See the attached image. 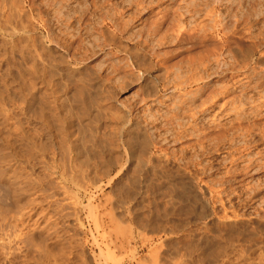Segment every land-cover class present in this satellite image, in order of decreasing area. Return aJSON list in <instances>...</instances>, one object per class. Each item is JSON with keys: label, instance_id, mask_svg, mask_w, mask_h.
I'll use <instances>...</instances> for the list:
<instances>
[{"label": "rangeland", "instance_id": "rangeland-1", "mask_svg": "<svg viewBox=\"0 0 264 264\" xmlns=\"http://www.w3.org/2000/svg\"><path fill=\"white\" fill-rule=\"evenodd\" d=\"M46 1L52 150L0 142V220L32 230L0 264H264V0Z\"/></svg>", "mask_w": 264, "mask_h": 264}, {"label": "bare ground", "instance_id": "bare-ground-1", "mask_svg": "<svg viewBox=\"0 0 264 264\" xmlns=\"http://www.w3.org/2000/svg\"><path fill=\"white\" fill-rule=\"evenodd\" d=\"M44 1V0H43ZM141 1V0H140ZM205 1V0H204ZM212 1V0H211ZM48 2V0L46 1ZM53 2V1H52ZM67 2V0H66ZM86 2V1H85ZM138 2V1H137ZM142 2V1H141ZM217 2V0H216ZM216 2H212L211 4H214ZM233 2V1H232ZM254 2V0H253ZM56 3V2H55ZM54 3V4H55ZM88 3V2H87ZM210 3V2H209ZM69 4V2H68ZM140 4V2H139ZM138 4V5H139ZM201 4V3H200ZM199 4V5H200ZM203 4V3H202ZM46 9L48 10V4H46ZM61 5V4H60ZM143 5V4H142ZM145 5V4H144ZM197 5V4H196ZM198 5V7H199ZM5 8L6 11H3L2 8ZM45 6V4H44ZM43 6V8H44ZM53 5H51L52 7ZM90 10L92 11H101L104 8L107 11V9H112V4L110 0H90L89 5ZM137 6V5H135ZM41 6L37 7L34 5L33 0H1L0 4V142L3 141V144H14L12 141H19L21 144H24L25 147V153L21 154V157L26 156V159H28V153L35 152L34 154L38 155L39 157H44L46 153H49V149H51V145L48 146V143L43 141V135L47 134L46 132L51 130V121L52 119V111H56V103L58 93L56 89V84L53 82V76H56L53 68L51 59V53L53 52L51 50L48 37H46V41L48 43L46 44V47L44 49V54L38 52L35 44L34 39L30 35V28L27 24H24L23 19L26 16V11H41L45 10L40 8ZM50 7V6H49ZM72 7V6H71ZM134 7V6H133ZM183 7V6H182ZM197 7V8H198ZM204 7H206L207 11H210L213 9H209L210 7H207V4ZM216 7V6H215ZM67 8V7H66ZM136 8V7H135ZM141 8V6H140ZM195 8V7H194ZM56 9V8H54ZM87 9V8H86ZM200 9V8H199ZM202 10V9H201ZM225 10V9H224ZM240 10V9H239ZM52 11V10H51ZM57 11V10H56ZM198 11V10H197ZM206 11V12H207ZM228 11V10H227ZM46 12V11H45ZM29 13V12H28ZM35 13V12H34ZM31 14V13H30ZM38 14V13H37ZM31 17V15H29ZM131 16V15H130ZM209 16V15H208ZM28 21V15L26 16ZM207 17V16H206ZM38 18V17H37ZM40 18V17H39ZM26 19V18H25ZM154 21V20H153ZM155 22V21H154ZM241 22V21H240ZM26 23H29L26 21ZM199 23V22H198ZM200 24V23H199ZM212 24V23H211ZM194 27V26H193ZM34 29V26L32 27ZM49 29V28H48ZM51 29V28H50ZM172 29V28H171ZM181 29V27H180ZM189 29V28H188ZM237 29V28H236ZM192 30V29H191ZM48 31V30H47ZM171 31V30H170ZM249 31V30H248ZM34 32V31H33ZM239 32V31H238ZM47 33V32H46ZM178 33V32H177ZM186 33V32H185ZM189 33V32H188ZM112 34V33H111ZM153 34V33H152ZM237 34V33H236ZM51 35V34H50ZM49 35V36H50ZM204 37V36H203ZM202 37V38H203ZM44 38V37H43ZM139 39V38H138ZM37 40V39H36ZM42 40V39H39ZM230 41V40H229ZM20 45H18V44ZM248 43V42H247ZM42 45V44H41ZM67 45V44H66ZM217 46V45H216ZM67 46H65L66 48ZM53 49V48H52ZM52 51V52H51ZM53 55V54H52ZM245 55V54H244ZM261 55V54H260ZM138 56V55H137ZM167 56V55H166ZM192 56V55H191ZM61 57V56H60ZM59 59V58H58ZM61 60H58L61 63H65L67 65V60L64 59L62 56L60 58ZM192 59V58H191ZM215 59V58H214ZM56 60V59H55ZM56 61V62H58ZM62 61V62H61ZM67 61V62H66ZM55 62V61H54ZM58 62V63H59ZM3 65L5 67H3ZM62 65V64H61ZM63 66V65H62ZM65 66V65H64ZM61 67V66H59ZM68 69V67H66ZM170 68V67H169ZM194 68V67H193ZM235 68V67H234ZM53 70V74L52 73ZM73 70V69H72ZM68 71V70H67ZM71 71V70H70ZM57 72V71H56ZM60 72V70H59ZM65 73V72H64ZM166 73V72H165ZM65 75V74H60ZM62 76V77H63ZM61 77V78H62ZM177 77V76H176ZM175 77V78H176ZM195 77V76H194ZM193 78V76H192ZM196 78V77H195ZM201 78V77H200ZM55 79V78H54ZM64 80V78L62 79ZM61 80V81H62ZM77 80V79H76ZM196 79L192 80L195 81ZM57 81V80H56ZM79 81V80H78ZM89 81V80H88ZM91 81V80H90ZM169 81V80H168ZM174 81V80H173ZM221 81V80H220ZM70 82V81H69ZM68 83V82H67ZM191 83V82H190ZM60 84V83H59ZM58 84V85H59ZM73 84V83H72ZM62 85V84H61ZM84 85V84H83ZM175 85V84H174ZM179 85V84H178ZM203 85V84H202ZM60 86V85H59ZM97 86V85H96ZM176 86V85H175ZM183 86V85H182ZM60 88V87H59ZM58 88V89H59ZM62 88V87H61ZM81 88V87H80ZM185 88V87H184ZM65 89V88H64ZM79 89V88H78ZM82 89V88H81ZM80 89V90H81ZM85 89V88H84ZM170 89V88H169ZM173 89V88H172ZM200 89V88H199ZM215 89V88H214ZM57 90V91H56ZM60 90V89H59ZM63 90V89H61ZM197 90V89H196ZM209 90V89H208ZM62 92V91H61ZM65 92V91H64ZM174 92V91H173ZM221 92V91H220ZM225 92V91H224ZM187 93V92H185ZM199 93V92H198ZM83 94V92H82ZM193 94V93H192ZM66 95V94H65ZM77 95V94H76ZM238 95V94H237ZM184 96H187L186 94ZM214 96V95H211ZM209 96L210 98H212ZM82 97V96H81ZM215 97V96H214ZM65 98V97H64ZM209 98V99H210ZM225 100V99H224ZM63 101V99H62ZM180 101V100H179ZM208 101V100H207ZM202 102V101H201ZM11 103V104H9ZM59 103V102H58ZM111 103V102H110ZM208 103V102H207ZM213 103V102H212ZM64 104V103H63ZM181 104V103H180ZM221 104V103H220ZM225 104V103H223ZM60 105V104H59ZM209 105V104H208ZM210 106V105H209ZM221 106V105H220ZM58 107V106H57ZM93 107V106H92ZM180 107V105H179ZM202 107V106H201ZM15 109L18 110L16 112ZM95 108V107H94ZM237 110V109H236ZM61 111V110H60ZM198 111V110H197ZM199 111H201L199 109ZM59 112V111H58ZM66 112V111H65ZM173 112V111H172ZM20 113V115L16 114ZM63 113V112H62ZM191 113V111L189 112ZM175 115V114H174ZM193 115V114H192ZM190 116V115H189ZM218 116V115H217ZM181 117V116H180ZM192 117V116H191ZM70 118V117H69ZM128 118V117H127ZM195 118V115H194ZM258 118V117H257ZM25 119H34L38 122L39 125L37 128L33 129L34 131L31 132V129L29 130V124L28 121ZM51 119V120H50ZM166 119V118H165ZM56 120V119H55ZM65 120V119H64ZM254 121V120H253ZM258 121V120H257ZM32 123V122H31ZM63 123V122H62ZM28 124V125H27ZM33 124V123H32ZM57 125V124H55ZM69 125V124H68ZM59 126V125H58ZM62 126V124H61ZM33 127V126H30ZM66 127V126H65ZM241 127V126H240ZM258 127V126H257ZM59 128V127H58ZM88 128V127H87ZM124 128V127H123ZM250 128V127H249ZM53 129V128H52ZM61 131H65L64 126H62ZM114 129V128H113ZM116 129V128H115ZM57 130V129H56ZM214 130V129H213ZM83 132V131H82ZM125 132V131H124ZM214 132V131H213ZM66 133V132H65ZM68 133V131H67ZM219 133V132H218ZM49 134V133H48ZM47 134V135H48ZM221 134V133H220ZM59 135V134H58ZM63 139L65 137V134L63 133ZM74 135V134H73ZM57 136V135H56ZM60 136V135H59ZM88 136V135H87ZM96 136V135H95ZM47 137V136H45ZM58 137V136H57ZM77 137V136H76ZM79 137V136H78ZM121 137V136H120ZM48 138V137H47ZM262 138V137H261ZM59 139V137H58ZM211 139V138H210ZM43 141V142H42ZM48 141V140H47ZM58 141V140H56ZM5 142V143H4ZM59 142V141H58ZM148 142V141H147ZM1 143V144H2ZM52 143V142H50ZM64 143V142H63ZM60 142V148L62 147L64 149V144ZM97 143V142H96ZM142 144V143H141ZM144 144V143H143ZM71 145V144H70ZM79 145V144H78ZM101 145V144H100ZM1 146V145H0ZM3 146V145H2ZM87 146V145H86ZM118 146V145H117ZM12 147V145H11ZM15 147V145H13ZM48 147H51L48 149ZM74 147V146H73ZM76 147V146H75ZM142 147V146H141ZM147 147V146H146ZM3 148H6L3 146ZM59 148V149H60ZM62 148L60 149L62 151ZM105 148V147H104ZM107 148V147H106ZM8 149V148H7ZM9 149H12L9 147ZM15 149V148H14ZM69 149V147H68ZM52 150V149H51ZM54 150V149H53ZM65 150V149H64ZM63 150V151H64ZM102 150V149H101ZM145 150V149H144ZM149 150V149H148ZM14 151V150H13ZM12 151V152H13ZM19 151V150H18ZM22 151V150H21ZM24 151V150H23ZM60 151V152H61ZM79 151V150H78ZM11 152V151H10ZM51 154L55 151H50ZM92 152V151H90ZM5 153V152H4ZM21 153V152H20ZM65 154L64 152H61L59 154ZM111 153V152H110ZM217 153V152H216ZM62 154V155H63ZM103 154V153H102ZM125 154V153H124ZM15 155V154H14ZM66 155V154H65ZM13 156V155H12ZM18 156V155H17ZM61 156V155H60ZM20 157V156H18ZM49 157V154L46 156ZM45 157V158H46ZM53 158V156H50ZM63 157V156H62ZM61 157V159H62ZM92 157V156H91ZM116 157V155H115ZM15 158V157H14ZM33 158V157H32ZM35 158V157H34ZM43 158V159H45ZM12 159V158H11ZM20 159H25L20 158ZM25 159V160H26ZM31 159V156L29 157V160ZM39 159V158H38ZM40 158V160H43ZM66 159V158H65ZM69 159V158H68ZM13 160V159H12ZM15 160V159H14ZM32 160V159H31ZM35 160V159H34ZM55 160V159H54ZM73 160V159H72ZM17 161V160H16ZM18 162V161H17ZM42 162V161H40ZM69 162V161H68ZM77 162V161H76ZM119 162V161H118ZM160 162V161H159ZM45 163V162H43ZM42 163V164H43ZM58 162H56L57 164ZM25 164V163H24ZM60 164V163H58ZM63 163H61L62 166ZM69 164V163H68ZM72 164V163H71ZM74 164V163H73ZM72 164V165H73ZM256 164V163H255ZM48 166L49 164L46 163ZM45 165V166H46ZM25 166V165H23ZM27 166V165H26ZM60 166V165H58ZM57 166V167H58ZM22 167V166H21ZM49 167V166H48ZM56 168V166H54ZM64 166H62L63 168ZM20 168V167H19ZM45 169V167H43ZM50 168V167H49ZM48 168V169H49ZM141 168V167H140ZM51 169V168H50ZM69 169V168H68ZM80 169V168H79ZM52 170V169H51ZM54 170V168H53ZM52 170V171H53ZM81 170V169H80ZM107 170V169H106ZM165 170V169H164ZM205 170V169H204ZM13 171V170H12ZM62 171V170H61ZM65 171V170H64ZM63 172V171H62ZM13 173V172H12ZM17 173V172H16ZM154 174V173H153ZM12 175V174H11ZM15 175V174H14ZM194 175V174H193ZM16 176V175H15ZM226 176V175H225ZM14 177V176H13ZM17 178V177H15ZM93 178V177H92ZM18 179V178H17ZM110 179V178H109ZM15 181V180H14ZM17 181V180H16ZM72 181V180H71ZM36 182V181H35ZM33 184H38L37 183ZM17 183V182H15ZM31 183L28 181V184ZM32 184V183H31ZM42 184V183H41ZM46 184V183H45ZM18 185V183H17ZM135 185V184H134ZM42 186V185H41ZM152 188V187H151ZM207 188V187H206ZM213 188V187H212ZM240 190V189H239ZM43 191V190H42ZM45 193V192H44ZM170 193V192H169ZM165 194V193H164ZM184 196V195H183ZM160 198V197H159ZM160 202V201H159ZM168 204V203H167ZM187 206V205H186ZM194 207V206H193ZM19 209V208H18ZM157 209V208H156ZM20 211V210H19ZM160 211V210H159ZM18 213V212H17ZM152 213V212H151ZM169 214V213H168ZM12 215V214H11ZM17 215V214H15ZM20 215V214H19ZM5 216V215H4ZM2 216V217H4ZM111 216V215H110ZM146 216V215H145ZM184 216V215H183ZM0 216V218H2ZM10 217V216H9ZM14 217V216H13ZM19 218V216H16ZM6 218V217H5ZM8 218V216H7ZM12 216L9 218L11 221ZM115 218V217H114ZM133 218V217H132ZM238 218V217H237ZM15 219V217L13 218ZM112 219V218H111ZM2 220V221H1ZM0 220V250L4 251L5 253V260L10 261V252H7L9 249L11 251L13 245H16L18 243H22L24 241V236L27 235V232L29 236L27 237L29 240L30 235L32 237V234H30L32 230L25 231L22 235L23 231H16L13 224L11 225L9 222H6L5 220ZM17 220V218H16ZM173 220V219H172ZM9 223L11 226H7L8 224H5L9 229H6V226H3V222ZM15 221V220H14ZM110 221V220H109ZM112 221V220H111ZM15 223H18L15 221ZM97 223V221H96ZM101 223V221H100ZM116 223V222H115ZM141 223V222H140ZM99 224V223H98ZM17 225V224H15ZM124 225V224H123ZM126 225V224H125ZM139 225V224H138ZM224 225V224H223ZM227 225V224H226ZM179 226V225H178ZM6 227V228H5ZM169 227V226H168ZM18 228V226H17ZM114 228V227H113ZM178 228V227H177ZM115 229V228H114ZM164 229V228H163ZM19 230V229H18ZM40 231V230H39ZM115 231V230H114ZM113 231V232H114ZM244 231V230H243ZM218 232V231H217ZM259 232V231H258ZM118 233V231H117ZM219 235V234H218ZM46 236V235H45ZM122 236V235H121ZM252 237V236H251ZM125 238V237H124ZM260 238V237H259ZM219 239V238H218ZM237 239V238H236ZM262 239V238H260ZM26 240V239H25ZM124 240V239H123ZM32 241V240H31ZM231 241V240H230ZM259 241V240H258ZM27 243V242H23ZM179 243V242H178ZM197 243V242H196ZM45 246V247H44ZM42 245L43 249L39 253L41 256V263L42 264H49L51 260L50 259V253H49V245ZM184 246V245H183ZM207 247V246H206ZM18 248V247H17ZM16 249V248H14ZM35 249V248H34ZM37 249V248H36ZM39 249V248H38ZM205 249V248H204ZM241 249V248H240ZM199 250V249H198ZM38 251V250H37ZM40 251V250H39ZM38 251V252H39ZM246 251V250H245ZM260 251V250H259ZM37 252V253H38ZM242 252V251H241ZM3 253V252H1ZM211 254V253H210ZM226 254V253H225ZM261 254V253H260ZM201 255V254H200ZM240 255V254H239ZM259 255V254H258ZM9 256V257H8ZM204 256V255H203ZM246 256V255H245ZM264 256V255H262ZM38 257V256H37ZM250 261V260H249ZM248 261V262H249ZM139 262V261H138ZM137 262V263H138ZM247 262V263H248ZM252 262V261H251ZM136 263V264H137ZM156 263V262H155ZM207 263V262H206ZM140 264V263H139ZM214 264V263H213Z\"/></svg>", "mask_w": 264, "mask_h": 264}]
</instances>
